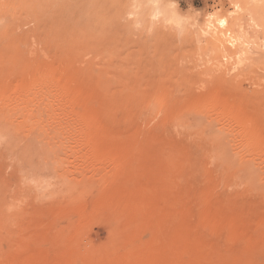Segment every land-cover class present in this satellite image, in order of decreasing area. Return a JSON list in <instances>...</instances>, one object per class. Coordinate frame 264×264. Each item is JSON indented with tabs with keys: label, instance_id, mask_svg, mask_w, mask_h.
Instances as JSON below:
<instances>
[{
	"label": "rangeland",
	"instance_id": "obj_1",
	"mask_svg": "<svg viewBox=\"0 0 264 264\" xmlns=\"http://www.w3.org/2000/svg\"><path fill=\"white\" fill-rule=\"evenodd\" d=\"M176 3L0 0V264H264V7Z\"/></svg>",
	"mask_w": 264,
	"mask_h": 264
},
{
	"label": "clouds",
	"instance_id": "obj_2",
	"mask_svg": "<svg viewBox=\"0 0 264 264\" xmlns=\"http://www.w3.org/2000/svg\"><path fill=\"white\" fill-rule=\"evenodd\" d=\"M257 2L264 7V0H250L249 7ZM235 7L237 12L245 11L239 4L235 5ZM146 9L148 10V19L150 21L147 28L149 35L161 23L167 28L174 29L180 36L189 34L199 26L200 13L196 12L195 14L182 15L178 9L176 0H129V10L126 13L125 19L132 22L131 27L133 30L140 31L144 29L143 17ZM248 14L251 18V12ZM230 15L235 16L236 13H230ZM218 16V12L208 15L205 27H211L212 21L217 20ZM218 23L223 27L227 21L225 19H218ZM252 24L259 27L254 19L252 20ZM201 31H203V28H201ZM233 45H235V41H233Z\"/></svg>",
	"mask_w": 264,
	"mask_h": 264
},
{
	"label": "bare ground",
	"instance_id": "obj_3",
	"mask_svg": "<svg viewBox=\"0 0 264 264\" xmlns=\"http://www.w3.org/2000/svg\"><path fill=\"white\" fill-rule=\"evenodd\" d=\"M185 13H186V12H185ZM218 13H219V12H218ZM186 14H187V13H186ZM205 14H206V13H205ZM183 15H185V14H183ZM223 16H224V14L222 15V17H223ZM224 17H225V16H224ZM224 17H223V18H224ZM218 18H219V17H218ZM225 18H226V17H225ZM225 18H224V19H225ZM217 20H218V19H217ZM213 21H214V20H213ZM214 22H215V21H214ZM214 22H213V23H214ZM213 23H212V26L215 27V25H214ZM215 24H216V22H215ZM212 26H211V27H207V30L204 29V30H205V33L207 32V34H208V31H209V33H211L210 30H213V31H212V33H213L215 28L213 27L214 29H212ZM205 28H206V27H205ZM215 30H216V29H215ZM202 32H203V31H202ZM214 33H217V31L214 32ZM214 33H213V34H214ZM230 37H231V36H230ZM216 38H217V37H216ZM217 41L219 42V39H217ZM223 42L225 43V41H223ZM231 42H232V41H231ZM236 43H237V42H236ZM223 45H224V44H223ZM238 45H239V44L237 43V46H238ZM242 45H243V44H242ZM240 46H241V44H240ZM239 50H240V47H239ZM242 50H243V49H242ZM242 50L239 51V53L237 54V57H238V63H240L241 61H243V58H244V53H245V52L243 53ZM78 52H79V51H78ZM226 52H230V51H227V50H226ZM220 53H221V52H220ZM230 54L232 55L233 53L231 52ZM228 55H229V53H228ZM232 56H234V55H232ZM234 57H235V56H234ZM235 59H236V58H235ZM76 61H77V60H76ZM92 64H93V63H92ZM234 68H235V66H234ZM240 134H241V133H240ZM242 135H243V134H242ZM240 136H241V135H240ZM258 157H259V156H258Z\"/></svg>",
	"mask_w": 264,
	"mask_h": 264
}]
</instances>
